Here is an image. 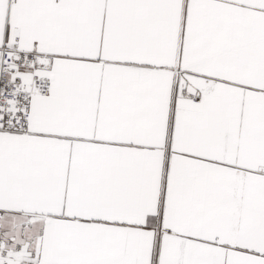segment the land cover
Masks as SVG:
<instances>
[{"label": "snow or ice", "instance_id": "obj_1", "mask_svg": "<svg viewBox=\"0 0 264 264\" xmlns=\"http://www.w3.org/2000/svg\"><path fill=\"white\" fill-rule=\"evenodd\" d=\"M0 264H264V0H0Z\"/></svg>", "mask_w": 264, "mask_h": 264}]
</instances>
